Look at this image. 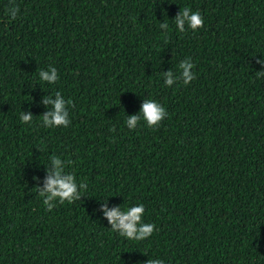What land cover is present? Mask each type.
Returning <instances> with one entry per match:
<instances>
[{
  "label": "trees",
  "instance_id": "1",
  "mask_svg": "<svg viewBox=\"0 0 264 264\" xmlns=\"http://www.w3.org/2000/svg\"><path fill=\"white\" fill-rule=\"evenodd\" d=\"M185 7L202 27L179 32ZM261 74L264 0H0V264H264ZM54 159L81 196L49 211ZM137 204L142 241L105 215Z\"/></svg>",
  "mask_w": 264,
  "mask_h": 264
},
{
  "label": "clouds",
  "instance_id": "2",
  "mask_svg": "<svg viewBox=\"0 0 264 264\" xmlns=\"http://www.w3.org/2000/svg\"><path fill=\"white\" fill-rule=\"evenodd\" d=\"M19 12L18 7H10L6 9V14L15 19L17 13ZM188 22L189 27L195 31L203 26V19L199 12H192L190 8L185 7L181 10V14L177 16L175 23L179 32H184V23ZM167 24V22H165ZM184 69L183 71V82L187 85L191 82L194 77L190 74L189 69L193 67L192 64L185 62L180 65ZM264 75V74H261ZM171 73H169V77ZM41 81H47L49 83H54L57 80L56 69L51 70V75L48 73H40ZM173 84V80L169 78L167 80V85L170 86ZM59 96V94H57ZM45 103H51L50 100H45ZM71 103V101H70ZM55 111L49 113L42 117V121L46 128L64 126L67 127L70 123L66 119L67 113L64 112V102L61 99H57L54 104ZM165 109L160 106V104L153 100H147L142 107V118L146 122L148 127L157 126L165 116ZM49 116L51 119H49ZM21 121L28 123L32 120L30 115H21ZM141 120L139 116H132L127 119L126 125L129 129H135L137 122ZM60 160L54 159L53 164L56 166L57 171L53 175H50L46 181L45 191L40 192V196L44 198L45 192L49 195L47 198L43 199V203L46 208L51 211L55 206L49 203L53 199H58L59 203H72L75 200L80 199V193H77V186L75 183V175L70 174L66 177L61 176L63 169L60 168ZM38 190V189H37ZM39 191V190H38ZM145 209L142 204H137L135 207L126 208L125 211L121 212L120 209H114L112 211H107L105 209V215L112 225V231L118 232L120 236L125 237L129 240L142 241L149 236L154 231V225L151 223H142L141 218L144 215ZM149 264H156V262L149 261Z\"/></svg>",
  "mask_w": 264,
  "mask_h": 264
}]
</instances>
